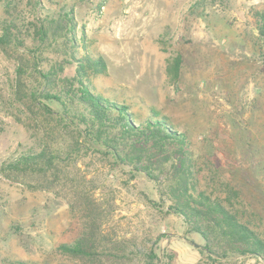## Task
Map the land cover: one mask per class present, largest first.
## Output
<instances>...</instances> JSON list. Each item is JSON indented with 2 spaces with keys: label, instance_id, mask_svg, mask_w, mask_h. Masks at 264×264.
Instances as JSON below:
<instances>
[{
  "label": "rangeland",
  "instance_id": "rangeland-1",
  "mask_svg": "<svg viewBox=\"0 0 264 264\" xmlns=\"http://www.w3.org/2000/svg\"><path fill=\"white\" fill-rule=\"evenodd\" d=\"M196 1L0 0V35L12 17L7 3L30 26L73 7L78 56L106 61L105 71L91 78L95 92L128 104L137 123L158 112L154 117L191 135L202 160L213 156L227 179L260 188L264 166L247 178L249 159L242 150L247 142L264 145V61L258 56L264 41L255 17L264 13V0H209L208 19L187 30L183 18ZM26 44L34 46L32 39ZM18 54L0 46V264H84L58 250L80 228L71 195L32 189L3 170L22 152L39 149L43 135L40 115L17 93ZM44 56L46 68L63 58L53 51ZM178 57L174 76L168 68ZM75 68L70 64L65 74L74 75ZM73 163L93 189L103 237L112 250L123 249L124 264H146L151 250L159 258L154 264H264L255 257L211 259L201 253L194 244L203 245V238L169 210L161 185L144 173L87 143Z\"/></svg>",
  "mask_w": 264,
  "mask_h": 264
},
{
  "label": "trees",
  "instance_id": "trees-1",
  "mask_svg": "<svg viewBox=\"0 0 264 264\" xmlns=\"http://www.w3.org/2000/svg\"><path fill=\"white\" fill-rule=\"evenodd\" d=\"M210 1L197 0L191 5L183 18L187 30L194 22L208 19ZM6 6L12 17L3 22L0 46L19 53L17 93H22L32 113L40 115L43 135L39 149L22 152L3 170L32 189L71 195L73 209L81 212L77 215L80 228L72 241L58 247L62 254L84 264H124L125 260L123 249L112 250L103 237L93 189L73 163L87 143L131 172L158 182L170 201L169 210L203 238V245L194 244L201 253L211 259L243 256L264 262V186L245 188L227 179L213 156L202 160L191 135L165 117H154L158 112L137 123L128 104L95 92L91 78L105 71L106 61L90 53L78 56L73 7H61L56 16L30 26L18 12L13 15L11 3ZM255 17L258 38L264 41V13L257 12ZM23 27L28 31L25 36ZM28 39L33 40V47L26 44ZM259 48L258 56L264 61V46ZM45 51L61 53L63 58L46 68ZM72 63L75 73L66 75ZM180 63L178 57L168 72L177 75ZM66 137L67 143L63 141ZM250 152L255 153L251 158ZM242 153L249 159L245 176H257L259 165L264 166V145L247 142ZM146 256V264L159 260L153 250Z\"/></svg>",
  "mask_w": 264,
  "mask_h": 264
}]
</instances>
